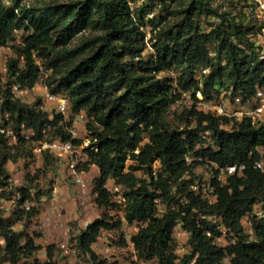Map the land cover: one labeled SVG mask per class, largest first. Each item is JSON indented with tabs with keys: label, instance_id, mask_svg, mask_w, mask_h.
<instances>
[{
	"label": "trees",
	"instance_id": "trees-1",
	"mask_svg": "<svg viewBox=\"0 0 264 264\" xmlns=\"http://www.w3.org/2000/svg\"><path fill=\"white\" fill-rule=\"evenodd\" d=\"M134 1L138 0H0V46H11L17 56L8 61V87L0 85V122L8 113L4 123L17 133L22 125L33 130L31 141L81 142L72 137L70 117L63 121L61 112L49 113L39 103H24L13 92V85L33 89L42 68L51 70L47 79L50 92L65 90L71 98V115L78 117L83 112L88 118L87 163L100 170L94 188L99 194L97 205L106 209L111 205L106 184L115 182L125 188L128 222H143L132 236L139 259H156L157 264H224L230 257L231 264H264V219L257 225L255 240L246 238L241 225L243 215L256 202L263 201L264 207V174L250 166L243 176L230 177L216 186L218 200L211 204L191 188L197 163L186 160L194 151L221 167L251 162L250 152L255 151L256 159V149L264 147V123L245 119L228 128L222 124L229 119L195 105L181 113L185 119L182 129L171 128L168 120L183 91L191 92L195 100L199 91L204 98L215 99L221 90L249 98L264 87V35L263 43L256 40L264 25L236 21L217 0H160L167 15L159 20L147 16L148 0L139 7L132 6ZM203 16L218 22L204 31ZM169 17L176 21L167 24ZM147 26L152 28L148 41L153 54L149 58L144 55ZM18 30L26 31L27 36L15 45ZM79 36V43L72 45ZM176 69L178 87L161 78ZM204 69L208 71L204 73ZM191 123L195 125L191 127ZM49 131L52 137H47ZM202 133H209L218 150L197 148L205 141H200ZM146 134L150 140L143 143ZM28 144L21 137L11 146L0 132V204L9 196L3 190L12 179L8 163L19 161ZM155 159L161 162L157 177L153 174ZM48 161L46 156L45 166ZM140 170L145 179L138 176ZM33 188L27 185L18 191L23 211L27 202L41 201L31 197ZM157 198L177 207L161 216ZM181 199L187 202L183 204ZM39 208L34 206L27 216L37 215ZM215 214L237 238L235 243L226 247L215 244L220 233L207 218ZM16 222L3 218L0 210V264H58L54 260L56 245L49 246L45 261H22L33 257L41 245L28 230H15ZM179 222L190 233L191 251L182 257L175 247ZM121 226V221L108 214L93 220L76 238L80 251L96 262L92 245L101 232Z\"/></svg>",
	"mask_w": 264,
	"mask_h": 264
},
{
	"label": "rangeland",
	"instance_id": "rangeland-1",
	"mask_svg": "<svg viewBox=\"0 0 264 264\" xmlns=\"http://www.w3.org/2000/svg\"><path fill=\"white\" fill-rule=\"evenodd\" d=\"M147 0H138L137 2H132L133 7H139L142 2H146ZM218 5H222V10L228 13H231L232 17H235L236 21H244L245 24L256 23L257 26L264 25V11L261 12L260 8L256 1L253 0H217ZM148 17L158 19L160 17H166L167 11L164 9L160 0H148ZM253 6L255 10L259 13V17L255 19L249 16L247 12V7ZM172 9L173 8L172 6ZM174 17L168 18L167 24H172ZM243 19V20H242ZM159 20V19H158ZM255 20V21H251ZM218 19L215 17H202L200 19L201 28L204 31H209L212 25L216 24ZM151 27H144V31L146 32L147 38L145 40L146 49L144 51V55L146 58H149L153 54V49L151 47V42L148 41L150 37ZM263 32L258 33L256 36V40L260 43H263ZM87 34V33H86ZM27 36V32L24 30H18L15 32V41L13 44L20 45L23 43V40ZM82 39V36L77 37L72 45H76ZM12 57H17L14 49L11 46H0V85L8 87L9 83V75H8V61ZM39 61V60H38ZM40 62V61H39ZM23 65V61L21 62ZM51 70L42 68L40 79L36 86L33 89L18 90L15 92L16 98L20 99L24 103L33 104L39 103L38 107L43 108V110L52 113L53 111H57L55 102H49L46 98L47 89L50 92L49 84L47 83L48 76L50 75ZM178 69L174 72L163 73L161 74V78L164 81H168L170 83H174ZM199 74V73H198ZM174 80V81H173ZM15 86L13 85V90H15ZM61 92H66L65 90ZM67 93V92H66ZM191 102L189 100H185L180 105H175L173 109L168 113V120L171 128H180L182 129L185 126V119H182L181 113L185 109V107H189ZM191 106V105H190ZM69 117L73 121V125L71 130H76L78 132V136L76 137L81 142L77 145V149L79 150L80 155V165L79 168L84 170L86 173L84 177L89 183L90 188L93 190L91 195V200L89 207L84 211L80 205L79 198V187L73 181L72 176L70 175L69 168L67 166V162L63 157L59 155L50 156L46 150H40V142L30 141L28 146L24 147L23 157L17 162H9L8 168L12 174V179L10 181L9 187L4 188L3 190L9 195L7 198L1 200L0 210L3 218H12L16 219L17 222L14 225L15 230H28L32 234L36 235L37 243L41 245V249L38 250L33 257L28 260L22 261H33L34 259H39L40 261H45L48 259L47 250L49 246L56 245L57 242L61 241L57 240H47L46 234L47 231L40 225H42L40 221V217L42 213L46 210L50 209L52 206H57L59 211V219L62 221L61 223L57 222L51 223V226L57 225L54 230L56 233H59V230H68L70 239L74 241L85 229L86 223H91L93 220L100 218L103 214H108L110 216L119 217V210L122 209V206L113 203L112 205L118 210H109V208H100L94 196L96 179L98 176L97 169L94 168L92 171L87 173L88 170L92 168V166H88L87 161H89L88 153L86 152V148L90 144V133L86 128L87 120L85 114L82 112L78 115H71ZM83 116V117H82ZM2 117V116H1ZM0 117V118H1ZM81 118H84V122H81ZM3 117V123L5 122ZM78 120V121H77ZM68 121V120H67ZM2 123V124H3ZM81 123L82 125H79ZM195 124L191 123V127ZM52 132L49 131L47 137H52ZM143 143H146L145 141ZM48 156L49 165L45 166V157ZM88 156V157H87ZM197 163L194 167V178L195 181H199L200 183H206V181L210 180L213 173H215V169L212 168L211 165H207L206 162L193 160L192 162H188L189 164ZM129 163H132V160H129ZM10 166V167H9ZM153 169H156L153 165ZM140 178L145 179L146 174L143 170L137 172ZM100 175V172H99ZM185 178H189L186 175ZM27 185H32L34 188L31 191V197L35 200L36 198H40V202L29 201L26 203V208L23 211V208L19 205V199L21 195L18 193L20 188H23ZM57 194V195H56ZM58 199H56V196ZM36 197V198H35ZM55 199V200H54ZM40 207L37 215L32 218L27 216V212L31 211L33 207ZM128 206V204H127ZM165 205H161V209H165ZM37 209V208H36ZM77 210H80L77 212ZM22 215V216H21ZM40 216V217H38ZM138 225V228L141 227L142 224L137 223H123L120 228L113 230H103L101 232V236L108 240L111 244H121L126 246V248L130 247L128 245V239H131L129 236L132 235L133 232L137 233L134 228L135 225ZM60 226V227H59ZM140 226V227H139ZM139 230V229H138ZM44 231V232H43ZM175 235V247L176 253L182 257L183 255L188 254L191 251V247L189 245L190 233H188L183 227L182 223L179 222L174 231ZM221 240L216 241L219 242L222 247H226L230 241L231 237L226 233H221ZM123 264H137L135 260H133V253L131 250H127L126 254H122ZM64 259V258H62ZM154 262H157L156 259H151ZM101 261H107L106 259H101ZM118 262V261H117ZM22 263V262H21ZM78 264H93L91 259L87 257V255L80 254L78 257ZM224 264H231L230 257L225 258ZM9 264V263H5Z\"/></svg>",
	"mask_w": 264,
	"mask_h": 264
},
{
	"label": "built area",
	"instance_id": "built-area-1",
	"mask_svg": "<svg viewBox=\"0 0 264 264\" xmlns=\"http://www.w3.org/2000/svg\"><path fill=\"white\" fill-rule=\"evenodd\" d=\"M256 1L258 4V7L260 8V11H264V0H253ZM247 12L249 16L252 18L259 17V13L253 6L247 7ZM264 54H262V57ZM208 70L204 69L203 72L206 73ZM175 87H178L177 85V77L173 83ZM28 90V88H21L19 86H15V90L13 92H17L18 90ZM182 98L176 102V105L182 104L185 100H189L191 103L189 104V107H193L194 105L201 111H204L206 113H211L215 117H226L229 119V123L222 124V126L225 127H232L235 122H240L245 119H249L252 121L253 124H262L264 123V87L257 88L255 95L253 97H243L240 95L232 96L230 91H224L221 90L220 96L215 99H206L203 97L202 93L199 91L197 93V98L194 99L192 97V93L189 91H183ZM46 98L49 102H55L56 107L58 109V112H61L64 116L63 121H67L69 119V115L71 113V98L70 95L66 92H58V93H52L49 92L47 89ZM191 105V106H190ZM43 109V108H42ZM6 119H9V114L5 113L3 116ZM83 117V116H82ZM63 121L61 123H63ZM78 121V120H77ZM81 122H84V118H81ZM72 133V137L76 138L78 136V132L76 130H70ZM0 132L5 134V137L7 139V142L11 146H15L19 143L21 137L27 139L29 142L32 140V137L34 135V131L31 129H26L24 125L21 126V132L17 133L13 129V127L9 124L6 125L5 123L0 122ZM150 140L149 135H145L144 141L148 142ZM201 145L197 144L198 149L203 148H213L215 150H218L219 146L216 144V142L213 141V139L210 137L209 133H202L201 134ZM40 150H49L54 155H59L60 157H63L66 162L67 166L69 168L70 175L73 178V181L78 185L79 187V198H80V205L82 209L85 211L90 204L91 195L93 190L90 188L89 183L87 182L86 178L84 177V174L86 173L84 170H81L79 168L80 165V155L79 150L77 149V145L72 140H61V139H55L53 141H47V142H40ZM255 152V151H254ZM254 152H250L249 154V161L251 162H238L232 165H226V166H219L215 161L210 160L207 158H204L202 156H198L195 154V152H190L186 160L187 162H192L193 160L206 162L207 165H211L212 168L215 169V173H213L210 180L206 181V183H200L199 181H195V183L191 186V188L195 191L197 195H200L202 199H205L208 201V203H216L218 200V193L216 191V186L220 184L221 186L224 185L228 179L234 175H240L243 176L245 171L248 170L250 166H252L254 169L259 170L264 174V147H258L256 149L257 152V158L254 159ZM153 165L156 169H153V174L155 177L158 176V173L161 171V162L159 159H155L153 162ZM100 171V170H99ZM106 188L111 193V205L108 207L109 210H118L115 208L112 204L115 203L117 205L122 206V209L119 210L120 216L114 217V220L121 221V224L128 223V220L126 218V211H127V199L124 196V190L125 188L121 185L116 184L115 182H108L106 184ZM98 192L94 191L95 199L98 197ZM181 202L184 204L187 201L185 199H181ZM157 207H158V213L159 215H163L168 208L174 209L176 206L175 203H165L161 201V198L156 199ZM161 205H165V209H161ZM80 210H77V212ZM59 211L57 206H52L50 211L45 214L44 219L42 220L43 225L50 226L52 222L57 223L59 219ZM210 221L214 222L217 225V229L219 231V235L215 237L214 242L215 244H218L222 246L219 242L216 241L221 240V233H226L231 237L230 244H233L236 242L237 238L233 235V233L224 225V222L222 220V217L215 214V216H207ZM264 219V207H263V201H258L253 205V208L250 211H247L242 219H241V225L244 230V233L246 235V238L248 240H255L257 239V225L261 223V221ZM139 223L143 225V222L141 221H135L134 223ZM198 223L201 222V219L198 218ZM61 223V222H59ZM182 223V222H181ZM89 222L86 223L87 228ZM135 225V224H134ZM141 225V226H142ZM57 226V225H56ZM140 227V226H139ZM84 229V230H85ZM117 229V228H116ZM138 225H135L134 230L138 232ZM66 234H69V231L65 230ZM136 234L135 232L130 235L128 239V245L130 247L126 248V246L121 244H111L108 240L104 239L101 235L99 236L98 240L92 245L93 251L98 256L97 261L95 262L89 253L84 254L80 251V248L78 246L77 239L72 241V239H66L62 240L58 243H56V248L54 250V260L58 264H78V257L80 254L87 255L89 259L93 262V264H99V262H102L101 259H106L107 261H103V264H119V257L124 253V251L131 250L133 253V259L137 262L139 260L138 253L135 249V246L132 242V236ZM208 234L211 236V233L208 232ZM104 240V244L101 248H97L96 244L99 240ZM0 240V244H1ZM64 258V259H62ZM118 261V262H117Z\"/></svg>",
	"mask_w": 264,
	"mask_h": 264
},
{
	"label": "crops",
	"instance_id": "crops-1",
	"mask_svg": "<svg viewBox=\"0 0 264 264\" xmlns=\"http://www.w3.org/2000/svg\"><path fill=\"white\" fill-rule=\"evenodd\" d=\"M79 125H82L81 123H78ZM92 166V168L90 169V170H88L87 171V173H89L90 171H92L94 168H96L97 169V171H98V173H97V175L96 176H99V168L96 166V165H91ZM10 167V166H9ZM57 195V194H56ZM55 195V196H56ZM57 197H59V196H56V199H58ZM55 200V199H54ZM51 209V208H50ZM50 209H48V210H46L44 213H42V215H41V219H40V221H41V223H42V225H40V227H42L43 229H44V225H43V222H42V220L44 219V216H45V214H47L49 211H50ZM58 222H62L61 220H58ZM55 227H57L56 225H53V226H46L45 227V230L47 231V234L45 235L47 238V240H55L56 242H57V240H60L61 239V241L62 240H66V239H69L70 238V235L69 234H66L65 233V230L63 229H61V230H59L60 232L59 233H56L54 230H56L55 229ZM60 227V226H59ZM44 232V231H43ZM38 239H36V241H37ZM60 242V241H59ZM58 243V242H57ZM103 244H104V240L102 239V240H99L98 242H97V244H96V246H97V248L99 249V248H101L102 246H103ZM124 253L126 254V251H124ZM123 257L124 256H120L119 257V264H123ZM125 258V257H124ZM134 258V257H133ZM134 260V259H133ZM138 263L137 264H157V262H154L153 260H139V261H137ZM130 264V263H129Z\"/></svg>",
	"mask_w": 264,
	"mask_h": 264
}]
</instances>
